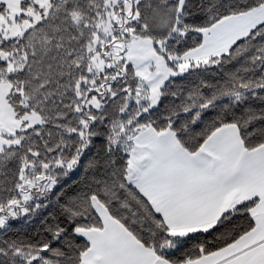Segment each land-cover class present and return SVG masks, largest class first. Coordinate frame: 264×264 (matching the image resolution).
<instances>
[{
    "label": "snow or ice",
    "instance_id": "snow-or-ice-1",
    "mask_svg": "<svg viewBox=\"0 0 264 264\" xmlns=\"http://www.w3.org/2000/svg\"><path fill=\"white\" fill-rule=\"evenodd\" d=\"M0 264H264V0H0Z\"/></svg>",
    "mask_w": 264,
    "mask_h": 264
}]
</instances>
